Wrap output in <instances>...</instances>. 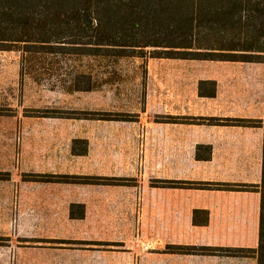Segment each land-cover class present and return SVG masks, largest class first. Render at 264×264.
I'll return each instance as SVG.
<instances>
[{"label":"crops","instance_id":"obj_1","mask_svg":"<svg viewBox=\"0 0 264 264\" xmlns=\"http://www.w3.org/2000/svg\"><path fill=\"white\" fill-rule=\"evenodd\" d=\"M165 59L193 64L194 96L190 100L197 104L162 108L155 112L159 116L154 122L144 118L145 129L139 135L146 146L140 159L124 161L120 157L112 169L95 173L57 170L46 152L43 158L39 147L27 141L24 121L8 123V129L14 127L22 136L1 141L5 148H0V165L10 162L20 170L0 169V200L5 202L15 192L18 205L9 208L5 203L1 211H22L16 214L20 223L26 210L53 212L59 208L64 218L50 219H64L65 225L67 219H83L90 209L84 193L74 200L66 191L72 186L95 187L98 210L118 214L111 224L98 223L97 260L91 264H257L264 61ZM36 115L28 116L71 118ZM142 115L146 111L139 112L140 118ZM118 118L112 120L135 122L129 115ZM235 119L250 122L232 121ZM74 138L86 140L85 153L72 152ZM148 139L153 141L150 147ZM66 149L68 156L84 157L89 140L72 137ZM67 160L64 156L60 162ZM43 174H75L88 179L62 182L36 177ZM225 183L236 187L220 186ZM133 212L141 213L135 216ZM35 218L39 219L35 215L29 218L32 225ZM2 224H9L7 214L0 215ZM180 246L193 249L182 251Z\"/></svg>","mask_w":264,"mask_h":264},{"label":"rangeland","instance_id":"obj_2","mask_svg":"<svg viewBox=\"0 0 264 264\" xmlns=\"http://www.w3.org/2000/svg\"><path fill=\"white\" fill-rule=\"evenodd\" d=\"M21 61V51L0 50V143L4 142V138H12L14 135L18 140L22 136L21 132L14 127L8 129V123L24 121L29 133L25 136L27 141L39 147L43 158L46 152L55 161L57 170L95 173L98 169H112L114 161L120 157L124 161H129L130 157L140 159L146 146L145 138L139 135L145 129V125H142L145 124L144 118L152 122L159 116L155 112L162 108L197 104L190 100V96H194V76L190 70L195 67L185 61L153 58L147 54L143 57L121 58L71 55L61 61H52L53 74L39 68L40 65L38 68L29 69L25 66L22 69ZM68 71L89 73L92 89L68 91L71 81ZM81 111L106 112L116 117L129 115L135 118V122L28 116L51 112L80 115ZM144 111L146 115L140 118L139 112ZM72 137H86L89 140L86 156H68L66 148ZM148 141V146H152L153 141ZM78 147L81 148V144ZM64 156L68 160L61 163ZM2 158L8 159L5 155ZM2 166L10 168L11 173L20 170V167L16 164L12 166L10 162L0 165V169L6 170ZM80 188L72 186L66 195L71 194L74 200H80L84 193L83 198H88L87 206L90 209L86 210L83 219L72 222L67 219L65 225L64 219H50L52 216L64 218L59 208L53 212L44 209L34 212L26 210L23 212V222L20 223L16 214L22 211H1L0 208V215L3 213L9 216V224L0 226V264L95 262L98 223L111 224L118 212L98 210L95 187ZM40 198L43 203V195ZM2 202L0 200V206L3 207L5 203L10 205L9 208L11 204L18 205L16 193L11 192L9 198ZM24 207L28 208L27 205ZM74 213L78 215L81 212ZM139 213L133 212V215ZM33 215L39 218L34 219L35 225L29 222Z\"/></svg>","mask_w":264,"mask_h":264},{"label":"trees","instance_id":"obj_3","mask_svg":"<svg viewBox=\"0 0 264 264\" xmlns=\"http://www.w3.org/2000/svg\"><path fill=\"white\" fill-rule=\"evenodd\" d=\"M0 50L21 51L22 69L40 65L49 74L55 73L53 60L71 55L264 61V0H0ZM67 74L68 91L92 89L89 73ZM38 115L120 117L97 111ZM262 125L264 130V118ZM71 149L85 153L86 140L74 138ZM36 177L62 182L88 179L75 174ZM259 192L257 264H264V140Z\"/></svg>","mask_w":264,"mask_h":264}]
</instances>
